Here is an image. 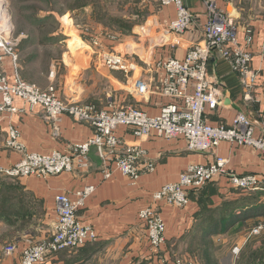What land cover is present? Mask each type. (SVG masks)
Instances as JSON below:
<instances>
[{
    "label": "crops",
    "instance_id": "crops-1",
    "mask_svg": "<svg viewBox=\"0 0 264 264\" xmlns=\"http://www.w3.org/2000/svg\"><path fill=\"white\" fill-rule=\"evenodd\" d=\"M156 1L158 8L153 11L152 17L153 25L158 29L154 33L150 26L140 27L137 32L145 38L142 45L134 40L139 35L129 36L120 43L104 39L106 44L115 45L117 51L129 54L138 62V68L129 76L104 67L97 53L89 49L90 46H87L88 49L83 48L85 41L81 35L75 36L81 40V44H76L77 50L69 51L64 56L69 61L63 62L70 75L76 69L79 74L75 83L66 80L62 90L66 100L92 104L98 109L105 108L110 102L116 105L130 104L149 114H159L167 99L154 90L139 94L132 84L135 79L142 77L156 86L162 76L156 63L168 58L183 59L188 49L202 37L209 10L206 0H185L194 15L193 23L185 33L176 34L166 28V24L176 18L175 7L163 6L160 0ZM214 1L237 25L242 43L246 42L247 31H251L252 67L259 73V81L252 91L247 92L227 59L218 55L211 57L207 67L209 77L223 88L224 94L222 103L208 115V119L213 124L230 125L237 113L244 112L254 120L256 134H264V0ZM64 24L71 27L68 19L64 20ZM68 47L76 49L71 48L70 43ZM20 64L22 74L21 56ZM31 81L36 83L35 80ZM98 82L101 83L99 87ZM37 83L42 87L47 84L44 80H38ZM19 105L22 106L21 103ZM23 108V113L7 114L1 122L0 168H12L24 156L5 144L10 126L21 130L22 140L31 153L47 154L54 150L67 152L68 145L83 143L93 135L90 124L75 121L67 114L54 122L46 116L41 106L33 110L28 106ZM119 134L129 144L137 145L145 151V156L155 162L154 171L142 173L135 184L120 172L105 179L101 158L98 150L93 147L89 153V168L85 171L22 179L0 173V239L4 238L5 241L13 237L11 242L23 249L29 243L45 238L56 223V196L60 193L74 195L87 184L96 186V190L86 200L79 216L97 230L99 239L80 249L60 252L49 264H166L173 260V254L181 249L180 243L189 236L226 235L236 228L233 224L236 216L242 215L240 218H245V221H257L263 216L260 215L264 214V208L260 209L263 205L262 197L231 188L228 178L222 176L201 190H192L191 204L187 208L160 204L167 227V240L160 247L161 257L154 258L146 230L138 217L139 211L152 203V194L167 183L177 182L180 173L188 166L207 164L217 156L228 160L227 168L231 172L260 176L263 189L259 190L264 191V159L255 148L230 141H222L212 151L201 153L189 150L185 139L181 137L171 140L158 136L136 138L124 127L119 130ZM4 248L5 245L0 244V264H18L21 252L5 256Z\"/></svg>",
    "mask_w": 264,
    "mask_h": 264
},
{
    "label": "built area",
    "instance_id": "built-area-1",
    "mask_svg": "<svg viewBox=\"0 0 264 264\" xmlns=\"http://www.w3.org/2000/svg\"><path fill=\"white\" fill-rule=\"evenodd\" d=\"M160 2L163 6L175 7L176 18L166 24L170 32L183 34L190 29L194 15L185 0ZM206 5L209 15L202 37L188 49L185 57L158 61L157 69L162 76L156 86L142 77L135 79L132 84L139 94L154 90L167 99L157 115L130 104L116 105L112 102L105 108L98 109L92 104L66 100L58 85L53 82L42 87L25 80L20 64L21 36L14 35L8 24L1 23L0 128L7 114L23 113V106H28L30 110L41 106L46 116L54 122L67 114L75 121L90 124L93 135L83 143L68 145L67 152L54 150L47 154L31 153L27 151L22 140L21 130L10 126L5 144L24 156L12 168H0V173L22 179L32 176L47 178L65 172L85 171L89 168L91 148L95 147L101 158L105 179L120 172L135 184L142 173L154 171L156 165L145 156L146 153L141 147L129 144L119 134L122 127L129 129L136 138L158 136L171 140L181 137L185 139L189 150L201 153L212 151L222 141H230L236 145L255 148L264 159V134H256L257 127L249 115L244 112L237 113L230 125L213 124L208 119V115L222 103L224 94L223 88L209 77L207 67L211 57L218 55L227 59L247 92L257 86L259 73L252 67L251 31H247L246 42L242 43L239 29L230 20L228 13L214 0H206ZM3 12L0 4V20ZM100 36L91 38L89 46L97 53L102 64L111 71L124 73L125 76L134 73L138 62L129 54H123L106 44ZM54 75L55 72L52 71L51 77ZM227 166L228 160L222 156H217L207 164H192L180 173L177 182L167 183L152 194V203L142 208L138 217L153 250H158L167 240L161 203L179 209L187 208L191 204L192 190H201L222 176L228 178L231 188L241 192L263 189L260 176L237 174L229 171ZM95 190L96 186L87 184L74 195L58 194L55 198L57 218L52 232L37 242L29 243L23 249L17 243L9 244L4 248V255L11 256L20 251L21 259L18 264H49L62 251H74L98 241L97 230L79 216L86 200ZM261 230L262 227L256 225L251 233L259 234ZM166 264L195 263L191 259L178 258Z\"/></svg>",
    "mask_w": 264,
    "mask_h": 264
},
{
    "label": "rangeland",
    "instance_id": "rangeland-1",
    "mask_svg": "<svg viewBox=\"0 0 264 264\" xmlns=\"http://www.w3.org/2000/svg\"><path fill=\"white\" fill-rule=\"evenodd\" d=\"M0 4L4 10L0 24H8L14 35L21 36L19 53L24 79L30 82L35 80L36 83L44 80L46 86L53 82L61 92L67 79L72 83L78 79L79 70L70 75L63 62L69 61L64 56L69 51H76V46L81 42L75 36L81 35L85 49H88L91 38L99 34L103 39L110 38L116 43L139 35L134 40L142 45L145 38L137 30L150 26L155 33L158 29L153 25L152 17L153 11L158 8L156 0H0ZM67 19L71 27L64 24ZM69 43L71 48L76 49H69ZM34 65L38 68H34ZM52 71L55 75L50 80ZM249 194L263 198L260 208L263 209L264 191L255 190ZM260 215L263 216L257 221L239 218L234 224L236 228L226 235L187 237L180 243L179 252L173 254V260L187 258L195 264H264V214ZM256 225L262 227L259 234L251 233ZM12 238L5 241L1 238L0 244L7 246L8 242L13 241ZM160 251V248L153 251L151 247L154 258L161 257Z\"/></svg>",
    "mask_w": 264,
    "mask_h": 264
},
{
    "label": "trees",
    "instance_id": "trees-1",
    "mask_svg": "<svg viewBox=\"0 0 264 264\" xmlns=\"http://www.w3.org/2000/svg\"><path fill=\"white\" fill-rule=\"evenodd\" d=\"M52 15H53V14H52ZM240 217H242V215H240ZM240 217H237V216H236L235 219H233V220H234V221H233V222H234L233 224H235L236 220H239Z\"/></svg>",
    "mask_w": 264,
    "mask_h": 264
}]
</instances>
